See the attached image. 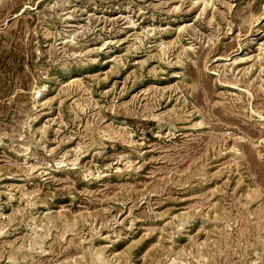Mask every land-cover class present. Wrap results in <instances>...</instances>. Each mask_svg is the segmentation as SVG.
<instances>
[{"label": "rangeland", "instance_id": "rangeland-1", "mask_svg": "<svg viewBox=\"0 0 264 264\" xmlns=\"http://www.w3.org/2000/svg\"><path fill=\"white\" fill-rule=\"evenodd\" d=\"M0 264H264V0H0Z\"/></svg>", "mask_w": 264, "mask_h": 264}]
</instances>
